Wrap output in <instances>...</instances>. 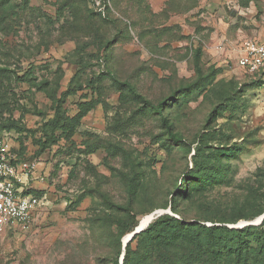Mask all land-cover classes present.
<instances>
[{
  "label": "rangeland",
  "instance_id": "rangeland-1",
  "mask_svg": "<svg viewBox=\"0 0 264 264\" xmlns=\"http://www.w3.org/2000/svg\"><path fill=\"white\" fill-rule=\"evenodd\" d=\"M246 38L264 40V0H0V137L36 164L43 191L28 227L0 230V264H111L118 254L122 264L126 228L156 210L256 221L246 218L264 205V86L238 65ZM111 75L168 102L162 111L185 145ZM50 94L67 116L94 105L69 136L49 125ZM200 146L206 163L217 148L235 154L225 182L187 197ZM132 247L141 264L143 246Z\"/></svg>",
  "mask_w": 264,
  "mask_h": 264
},
{
  "label": "trees",
  "instance_id": "trees-1",
  "mask_svg": "<svg viewBox=\"0 0 264 264\" xmlns=\"http://www.w3.org/2000/svg\"><path fill=\"white\" fill-rule=\"evenodd\" d=\"M29 0H25L28 3ZM2 4L10 3V0H1ZM197 72L199 79L203 77V70L200 64V56H197ZM6 69L0 68V72ZM249 75V74H248ZM115 85L121 91H126L128 96L141 103V109H149L160 116L163 127L174 145L184 146L185 141L173 128L169 119L162 111V105L154 104L138 91L136 86L129 81H121L114 75H111ZM259 86L264 84L263 77L259 79ZM197 83V82H196ZM193 85V87H196ZM43 84V83H42ZM191 87V88H193ZM55 112L54 118L49 121L52 128H62L67 135H71L74 129L79 125L82 118L88 113L94 105L83 103L80 105V111L75 116H67L63 109L61 99L50 94ZM51 142H42L40 151H45ZM20 154L22 151L18 150ZM202 147H197L193 155V163L196 167L191 173V179L194 184L185 186L183 195L189 197L192 192L206 190L219 182H225L230 171L227 162L235 154L232 147H222L214 149L208 158V163L202 156ZM127 156V157H126ZM125 160H130L128 154L124 155ZM129 161V162H130ZM134 170V169H132ZM128 192L131 197L136 196L138 190L137 172L134 170L131 176H128ZM42 196L43 191L36 193ZM262 199V198H260ZM258 198V200H260ZM177 198H171L170 208L174 213H178L176 207ZM254 206L259 208V202ZM164 205L163 208H167ZM264 214V205L255 215L247 217L252 220ZM210 220V219H207ZM207 220H186L182 215L176 217L169 213L159 215L148 226L133 236L132 240L125 246L122 264H137L135 261V251L132 247V241L136 240L144 248V255L141 258V264H264V218L259 224H247L241 227H233L224 221H211L208 225ZM139 223L127 227L124 235L132 233ZM111 264L119 263V254Z\"/></svg>",
  "mask_w": 264,
  "mask_h": 264
},
{
  "label": "built area",
  "instance_id": "built-area-1",
  "mask_svg": "<svg viewBox=\"0 0 264 264\" xmlns=\"http://www.w3.org/2000/svg\"><path fill=\"white\" fill-rule=\"evenodd\" d=\"M238 65L264 80V40L246 38L237 46ZM264 86V84L262 85ZM264 104V87L261 88ZM16 145L0 137V230L24 229L41 207L37 166L20 156Z\"/></svg>",
  "mask_w": 264,
  "mask_h": 264
},
{
  "label": "water",
  "instance_id": "water-1",
  "mask_svg": "<svg viewBox=\"0 0 264 264\" xmlns=\"http://www.w3.org/2000/svg\"><path fill=\"white\" fill-rule=\"evenodd\" d=\"M163 212H166V210H163V209L162 210H156L153 213H151V218H156L159 215H161ZM263 218H264V214L261 215L256 221L250 222V223H247V224H259L263 220ZM147 226H148V223L146 225H143V224L140 223L132 233L128 234L123 240L124 241V248L127 245V243L132 240V238H133V236L135 234L140 233Z\"/></svg>",
  "mask_w": 264,
  "mask_h": 264
},
{
  "label": "bare ground",
  "instance_id": "bare-ground-1",
  "mask_svg": "<svg viewBox=\"0 0 264 264\" xmlns=\"http://www.w3.org/2000/svg\"><path fill=\"white\" fill-rule=\"evenodd\" d=\"M151 220V217L148 216L144 222H142L143 225H146V223H148Z\"/></svg>",
  "mask_w": 264,
  "mask_h": 264
}]
</instances>
